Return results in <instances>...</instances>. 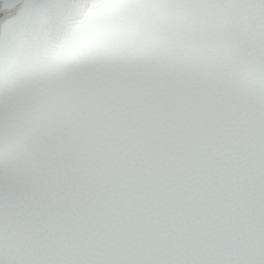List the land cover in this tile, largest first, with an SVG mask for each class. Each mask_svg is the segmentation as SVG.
Returning a JSON list of instances; mask_svg holds the SVG:
<instances>
[{"label": "snow or ice", "instance_id": "snow-or-ice-1", "mask_svg": "<svg viewBox=\"0 0 264 264\" xmlns=\"http://www.w3.org/2000/svg\"><path fill=\"white\" fill-rule=\"evenodd\" d=\"M0 264H264V0H0Z\"/></svg>", "mask_w": 264, "mask_h": 264}]
</instances>
